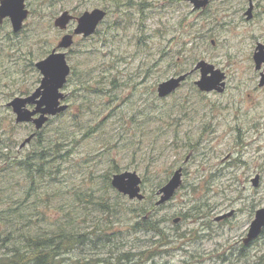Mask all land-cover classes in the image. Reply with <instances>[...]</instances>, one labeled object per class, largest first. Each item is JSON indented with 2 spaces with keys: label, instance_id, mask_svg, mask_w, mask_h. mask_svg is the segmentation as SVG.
<instances>
[{
  "label": "rangeland",
  "instance_id": "obj_1",
  "mask_svg": "<svg viewBox=\"0 0 264 264\" xmlns=\"http://www.w3.org/2000/svg\"><path fill=\"white\" fill-rule=\"evenodd\" d=\"M119 1L25 0L20 31L8 18L0 23V256L24 235L61 227L85 233L86 244L60 264L114 261L124 252L138 260L150 249L157 251L147 264H264V228L243 242L264 207V86L253 60L256 44L264 45V0H252L251 19L248 0H215L202 10L188 0ZM96 7L105 19L65 50L68 108L20 147L34 125L16 123L6 103L39 85L35 63L65 33L55 17ZM201 59L225 73L223 92L194 84ZM191 70L158 97L161 81ZM41 151L45 159H30V170L18 162ZM178 167L180 188L153 211L166 237L134 230L133 209L148 204L118 193L107 178L136 171L146 197Z\"/></svg>",
  "mask_w": 264,
  "mask_h": 264
},
{
  "label": "water",
  "instance_id": "obj_2",
  "mask_svg": "<svg viewBox=\"0 0 264 264\" xmlns=\"http://www.w3.org/2000/svg\"><path fill=\"white\" fill-rule=\"evenodd\" d=\"M188 1L192 4L193 9H204L211 0ZM252 11L253 2L249 0L248 8L245 11L247 19L252 18ZM28 13L29 10L25 6V0H0V23L5 18H8L15 33L22 29L23 21L28 16ZM106 15V10L96 7L92 10H86L80 15H73L68 10H64L55 17L53 21L54 26L65 31V33L60 37L50 53L35 63L36 68L42 75L39 85L31 93L25 96H15L6 103L15 114L16 123H32L34 125L35 131L22 141L20 147H24L29 143L36 136V132L40 131L48 122L50 117L56 116L68 108V104L63 102L65 94L61 90L66 84L71 71L65 50L73 45L75 36L81 35L86 38L92 35ZM73 21H75L74 27L69 32L68 26ZM253 60L255 62V69L260 70L264 63V45L262 43L258 42L256 44ZM192 70H199L200 72L199 79L194 81V84L200 91H224L226 85L225 73L215 67L214 64L201 59L197 61ZM192 70L161 81L156 89L158 97L164 98L176 91ZM258 85H264L263 72H261ZM31 105L34 107L30 108L29 106ZM182 176V167L174 170L171 177L158 188L156 192L158 195L156 205H161L174 196L182 184ZM141 183L142 179L136 171L117 172L110 179L111 187L118 193L127 196L129 199H136L138 201H142L145 198L141 189ZM258 183L259 176L256 175L252 179V184L257 186ZM225 216H220L218 219ZM178 220L179 217L174 218V222ZM263 228L264 207H261L255 211L254 218L250 222L243 242L246 244L256 238Z\"/></svg>",
  "mask_w": 264,
  "mask_h": 264
},
{
  "label": "trees",
  "instance_id": "obj_3",
  "mask_svg": "<svg viewBox=\"0 0 264 264\" xmlns=\"http://www.w3.org/2000/svg\"><path fill=\"white\" fill-rule=\"evenodd\" d=\"M117 6H119V0H113ZM130 1L122 2V4H129ZM29 91L23 92V94H28ZM38 133V132H37ZM40 133L36 134L39 135ZM56 147V144L53 145ZM54 150V149H53ZM33 157H38V160L45 159V153L43 151L39 152L37 155L28 156L25 160L18 161L22 164V167L29 169L30 163L29 160ZM30 170V169H29ZM108 179V183L110 178ZM161 183H157L154 187L155 190L149 196H146L144 200L148 206H143L140 208H134L133 211L137 214V220L133 224L134 230H142L145 232H152L154 236L166 237L163 233V229L160 227L159 220L154 219L153 211L162 207V205H156V193ZM141 201V202H142ZM103 206L111 207L110 204H103ZM86 234L78 233L74 230H69L59 227L56 231H51L49 234H27L24 235L22 242L12 243L13 246L10 249L9 253L6 252L3 256H0V264H60V258L63 254L71 253L74 249L80 248L86 244ZM155 242V241H154ZM153 242V243H154ZM166 242V241H165ZM164 242V243H165ZM157 245H162L161 242L157 241ZM155 244V243H154ZM151 245L150 248H156ZM6 246L5 243H1L0 248ZM151 250V249H150ZM149 251H141L139 253L138 260L135 254L128 257L129 252H124L119 254L117 258H114V261H110L113 258L112 255H109L107 259L94 258V257H84L78 258L72 262V264H147V262L153 258L152 256L155 253ZM146 252H149L146 254ZM112 256V258L110 257ZM154 264V263H150Z\"/></svg>",
  "mask_w": 264,
  "mask_h": 264
},
{
  "label": "flooded vegetation",
  "instance_id": "obj_4",
  "mask_svg": "<svg viewBox=\"0 0 264 264\" xmlns=\"http://www.w3.org/2000/svg\"><path fill=\"white\" fill-rule=\"evenodd\" d=\"M215 0H211L210 2H209V4H211L212 2H214ZM249 1V0H248ZM253 2V1H252ZM208 4V5H209ZM205 9V8H204ZM199 10H202V9H199ZM253 10H254V3H253ZM107 12V11H106ZM252 16H253V11H252ZM75 22V21H74ZM69 32H70V30H69ZM259 71V75H260V77H261V72H263L264 73V63L262 64V67H261V69L260 70H258ZM260 80V79H259ZM259 83V82H258ZM259 86V85H258ZM264 86V85H263ZM263 86H260V87H263ZM30 108H33L34 106L33 105H31V106H29ZM28 124H31V125H33L32 123H28Z\"/></svg>",
  "mask_w": 264,
  "mask_h": 264
}]
</instances>
